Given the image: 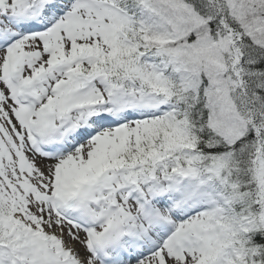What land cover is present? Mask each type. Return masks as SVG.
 Segmentation results:
<instances>
[{
  "label": "snow or ice",
  "instance_id": "snow-or-ice-1",
  "mask_svg": "<svg viewBox=\"0 0 264 264\" xmlns=\"http://www.w3.org/2000/svg\"><path fill=\"white\" fill-rule=\"evenodd\" d=\"M0 264H264V0H0Z\"/></svg>",
  "mask_w": 264,
  "mask_h": 264
}]
</instances>
